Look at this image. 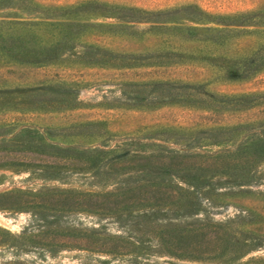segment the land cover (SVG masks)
Instances as JSON below:
<instances>
[{
  "label": "rangeland",
  "instance_id": "rangeland-1",
  "mask_svg": "<svg viewBox=\"0 0 264 264\" xmlns=\"http://www.w3.org/2000/svg\"><path fill=\"white\" fill-rule=\"evenodd\" d=\"M13 21L43 64L0 93V264H264V0Z\"/></svg>",
  "mask_w": 264,
  "mask_h": 264
},
{
  "label": "trees",
  "instance_id": "trees-1",
  "mask_svg": "<svg viewBox=\"0 0 264 264\" xmlns=\"http://www.w3.org/2000/svg\"><path fill=\"white\" fill-rule=\"evenodd\" d=\"M27 26L22 21L0 22V93L21 88L29 81L28 67L43 64L40 59H30L29 40L24 33Z\"/></svg>",
  "mask_w": 264,
  "mask_h": 264
},
{
  "label": "bare ground",
  "instance_id": "bare-ground-1",
  "mask_svg": "<svg viewBox=\"0 0 264 264\" xmlns=\"http://www.w3.org/2000/svg\"><path fill=\"white\" fill-rule=\"evenodd\" d=\"M4 219V218H3ZM5 220V219H4ZM7 220V219H6Z\"/></svg>",
  "mask_w": 264,
  "mask_h": 264
}]
</instances>
